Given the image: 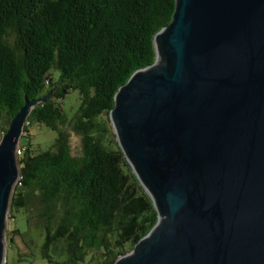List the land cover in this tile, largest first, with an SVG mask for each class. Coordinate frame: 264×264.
Here are the masks:
<instances>
[{"label": "water", "instance_id": "1", "mask_svg": "<svg viewBox=\"0 0 264 264\" xmlns=\"http://www.w3.org/2000/svg\"><path fill=\"white\" fill-rule=\"evenodd\" d=\"M110 121L158 221L114 264H264V0H176ZM164 56V61H163ZM30 100L0 140L1 240Z\"/></svg>", "mask_w": 264, "mask_h": 264}, {"label": "trees", "instance_id": "2", "mask_svg": "<svg viewBox=\"0 0 264 264\" xmlns=\"http://www.w3.org/2000/svg\"><path fill=\"white\" fill-rule=\"evenodd\" d=\"M175 8L176 0H0V140L26 96L46 100L33 108L22 137L30 138L34 123L57 133L37 154L20 142L21 184L10 201L13 209H35L50 264H114L158 221L105 132L117 91L154 63L155 35ZM73 89L80 104L69 118L61 100ZM69 129L83 136L81 155L71 151Z\"/></svg>", "mask_w": 264, "mask_h": 264}, {"label": "rangeland", "instance_id": "3", "mask_svg": "<svg viewBox=\"0 0 264 264\" xmlns=\"http://www.w3.org/2000/svg\"><path fill=\"white\" fill-rule=\"evenodd\" d=\"M52 72L55 76H58L59 74L55 69H52ZM61 101L63 109L68 117H72L80 104L79 91L76 89L70 90ZM108 126H110V128L105 132V139L108 145L113 146V141L118 142V138H113V135H115V129L112 122H110ZM29 132L30 138L28 139V137L24 136L21 138L20 142L22 144H28V142H31L35 154L49 148L57 135L54 130L41 123L32 124L29 127ZM69 132L72 153L74 155H81L83 153V136L71 129H69ZM15 186L10 193L9 201H11ZM30 214L32 217L29 222L28 217ZM30 214L24 208L13 209L10 204L8 205V221L4 222L1 237L4 250H6L4 252L5 259H3L2 264H50L41 253L44 232L34 219V215H36L35 209H33ZM15 229H18L20 234H14L12 231Z\"/></svg>", "mask_w": 264, "mask_h": 264}, {"label": "built area", "instance_id": "4", "mask_svg": "<svg viewBox=\"0 0 264 264\" xmlns=\"http://www.w3.org/2000/svg\"><path fill=\"white\" fill-rule=\"evenodd\" d=\"M25 124L28 125L29 122L26 121ZM23 150H24V148L21 147V146L19 145L18 148H17V150H16L17 157H19V156L22 154ZM17 183L21 184V183H20V175H19V178H18V180H17ZM17 183H16V184H17Z\"/></svg>", "mask_w": 264, "mask_h": 264}]
</instances>
